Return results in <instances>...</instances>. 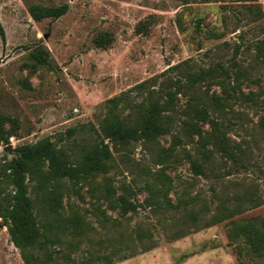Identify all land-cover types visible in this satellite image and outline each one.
<instances>
[{"label":"rangeland","instance_id":"rangeland-1","mask_svg":"<svg viewBox=\"0 0 264 264\" xmlns=\"http://www.w3.org/2000/svg\"><path fill=\"white\" fill-rule=\"evenodd\" d=\"M31 3L69 9L36 20ZM36 49L48 51L47 65L34 66ZM208 69L206 79L186 77ZM169 90L170 133L126 145L106 139L110 171L83 181L79 193L64 183L61 214H76L85 234H62L48 264H105L104 254H114L112 264H264L230 236L232 221L264 223V0H0V113L18 122L9 143L0 141V162L47 136L66 149L75 142L78 151L100 130L112 98L121 96L118 110L135 117ZM196 104L219 122L237 162L211 143L203 147L211 122H197L202 136L187 133ZM107 181L137 202L166 189L178 208L142 205L123 214L99 198ZM226 206L233 215L219 219ZM0 264H27L1 217Z\"/></svg>","mask_w":264,"mask_h":264},{"label":"trees","instance_id":"trees-1","mask_svg":"<svg viewBox=\"0 0 264 264\" xmlns=\"http://www.w3.org/2000/svg\"><path fill=\"white\" fill-rule=\"evenodd\" d=\"M68 9L67 3L53 6L31 3L29 6V11L36 20L46 17L58 18ZM1 34L4 37L2 28ZM99 43L104 45L101 41ZM31 54L35 67L49 63L47 50L36 49ZM211 74L212 69H208L196 74L190 73L186 77L194 83L206 79ZM167 94L168 98L164 101L150 98L143 109H137L139 113L135 117L130 114L123 115L118 110L121 96L112 98L110 101L114 102V106L100 122V130H94L96 132L91 134L92 142L81 144L78 151L74 148L75 142L66 149L64 146H58L47 136L34 144L17 147L16 156L0 162V217L8 228L12 242L20 249L27 264H48V259L52 257L50 246L63 241L62 234L71 235L73 239L85 234L83 223L76 214L67 217L61 214L62 195L68 193L64 183L71 182L76 190L83 181L110 171L113 152L106 139L115 145H126L132 140L156 141L160 136L170 133L169 123L172 121L170 111L174 105L175 91L169 90ZM198 105L187 112L188 120H185L184 125L187 133L190 136L195 133L201 135L199 121L211 122L213 131L209 136L202 137L203 147L207 151L206 143H211L214 148L227 152L237 162L239 157L235 149H229L228 138L219 122L210 117L207 106ZM8 121L12 123L11 128L5 127ZM17 124L15 118L0 113V141L8 144L10 137L16 134ZM76 132L77 128H70L68 136L72 137ZM175 140L179 141L181 138L175 137ZM187 155L194 172L198 175L204 174L203 163L190 153ZM7 186H10V189H7ZM101 188L102 194L99 198L107 200L109 207L119 209L123 214L136 212L142 205L152 207L156 212L178 208V205H174L165 194L166 189L159 190L158 195L151 192L143 202H137L126 193L118 194L109 181ZM76 191L78 192V189ZM228 209L227 206L222 208L223 214L219 219L233 215L234 211ZM232 223L230 236L235 239L243 238L248 253L264 259V223L258 225L255 220ZM68 244L74 246L76 242L70 240ZM126 257V254L122 256ZM98 258L105 264H112L115 261L114 254H104Z\"/></svg>","mask_w":264,"mask_h":264},{"label":"water","instance_id":"water-1","mask_svg":"<svg viewBox=\"0 0 264 264\" xmlns=\"http://www.w3.org/2000/svg\"><path fill=\"white\" fill-rule=\"evenodd\" d=\"M9 149H11V145H9Z\"/></svg>","mask_w":264,"mask_h":264}]
</instances>
